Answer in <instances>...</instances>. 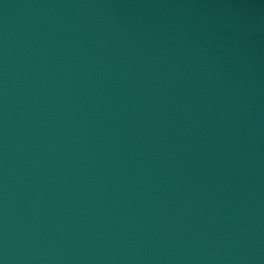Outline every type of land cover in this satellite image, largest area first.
Masks as SVG:
<instances>
[{
    "label": "water",
    "instance_id": "obj_1",
    "mask_svg": "<svg viewBox=\"0 0 264 264\" xmlns=\"http://www.w3.org/2000/svg\"><path fill=\"white\" fill-rule=\"evenodd\" d=\"M19 264H264V0H0Z\"/></svg>",
    "mask_w": 264,
    "mask_h": 264
}]
</instances>
